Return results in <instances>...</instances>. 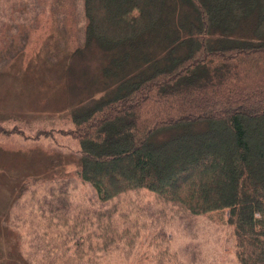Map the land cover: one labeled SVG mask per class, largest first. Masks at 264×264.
Instances as JSON below:
<instances>
[{
  "label": "trees",
  "instance_id": "obj_1",
  "mask_svg": "<svg viewBox=\"0 0 264 264\" xmlns=\"http://www.w3.org/2000/svg\"><path fill=\"white\" fill-rule=\"evenodd\" d=\"M83 9L76 50L99 51L107 90L74 115L81 179L104 202L147 188L193 213L228 209L239 264H264V0Z\"/></svg>",
  "mask_w": 264,
  "mask_h": 264
},
{
  "label": "rangeland",
  "instance_id": "obj_2",
  "mask_svg": "<svg viewBox=\"0 0 264 264\" xmlns=\"http://www.w3.org/2000/svg\"><path fill=\"white\" fill-rule=\"evenodd\" d=\"M85 24L83 0H0V264H239L228 209L81 179L74 115L107 90Z\"/></svg>",
  "mask_w": 264,
  "mask_h": 264
}]
</instances>
